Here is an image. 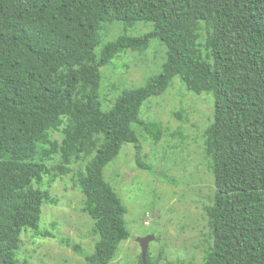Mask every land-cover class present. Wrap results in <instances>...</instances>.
Segmentation results:
<instances>
[{"label":"trees","instance_id":"1","mask_svg":"<svg viewBox=\"0 0 264 264\" xmlns=\"http://www.w3.org/2000/svg\"><path fill=\"white\" fill-rule=\"evenodd\" d=\"M115 21L125 31L138 21L152 29L101 43L102 23ZM154 38L166 49L160 72L103 110L100 68ZM174 77L214 99L203 154L215 192L202 207L213 243L199 264H264V0H0V264H19L23 228L51 235L39 220L42 204L56 198L41 181L67 175L82 155L80 211L97 239L92 253L61 241L86 264H113L130 231L103 170L124 143L134 145L139 168L150 169L132 124L159 141L160 124L140 118V108ZM173 114L181 119L183 111ZM52 131L61 136L50 140ZM54 154L53 164L42 162ZM139 264L160 263L146 253Z\"/></svg>","mask_w":264,"mask_h":264},{"label":"rangeland","instance_id":"2","mask_svg":"<svg viewBox=\"0 0 264 264\" xmlns=\"http://www.w3.org/2000/svg\"><path fill=\"white\" fill-rule=\"evenodd\" d=\"M102 24L101 43L123 33L139 35L152 29V23L144 21L126 31L118 21ZM165 57V46L157 38L142 52L125 50L115 55L100 68L101 108L108 110L123 89L139 87L159 73ZM213 109L211 92L192 93L178 77L162 94L142 104L140 118L159 123L162 130L154 144L138 125L132 124L141 146L140 159L150 169H140L134 145L124 143L118 156L103 170L105 180L126 206L124 219L130 231L129 238L119 243L113 264H139L142 250L138 238L148 235L153 236L147 247L149 259L160 264L202 262L205 250L213 243L202 208L213 204L215 192L203 154L204 131L213 119ZM173 111H183L182 118L178 119ZM60 136L61 132L49 133L50 140ZM87 159L82 155L71 164L70 173L56 176L51 182L50 176L43 177L40 187L48 189L56 203L42 204L39 229L51 235L23 228L15 257L19 264H86L61 240L78 243L92 253L97 239L91 233V218L80 211L83 197L76 186L75 173L83 169ZM56 160L54 154L42 162L50 166Z\"/></svg>","mask_w":264,"mask_h":264},{"label":"water","instance_id":"3","mask_svg":"<svg viewBox=\"0 0 264 264\" xmlns=\"http://www.w3.org/2000/svg\"><path fill=\"white\" fill-rule=\"evenodd\" d=\"M153 239V236L152 235H148V236H145V237H141V238H138V242L141 246V250H142V260L144 262V259H145V254H146V250H147V247H148V242Z\"/></svg>","mask_w":264,"mask_h":264},{"label":"clouds","instance_id":"4","mask_svg":"<svg viewBox=\"0 0 264 264\" xmlns=\"http://www.w3.org/2000/svg\"><path fill=\"white\" fill-rule=\"evenodd\" d=\"M119 245V244H118ZM146 253H147V250H146ZM145 260V259H144ZM143 261V260H142Z\"/></svg>","mask_w":264,"mask_h":264}]
</instances>
